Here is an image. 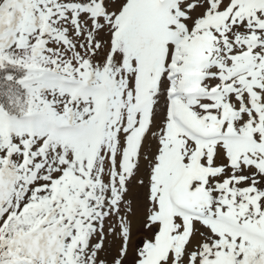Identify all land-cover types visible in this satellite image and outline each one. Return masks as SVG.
<instances>
[{
  "label": "snow or ice",
  "instance_id": "obj_1",
  "mask_svg": "<svg viewBox=\"0 0 264 264\" xmlns=\"http://www.w3.org/2000/svg\"><path fill=\"white\" fill-rule=\"evenodd\" d=\"M0 264H264V0H0Z\"/></svg>",
  "mask_w": 264,
  "mask_h": 264
}]
</instances>
